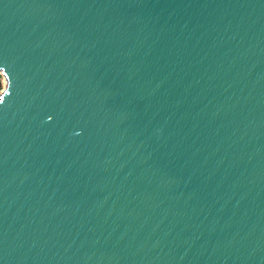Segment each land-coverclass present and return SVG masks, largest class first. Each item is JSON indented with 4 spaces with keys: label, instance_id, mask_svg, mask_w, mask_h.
Listing matches in <instances>:
<instances>
[{
    "label": "water",
    "instance_id": "1",
    "mask_svg": "<svg viewBox=\"0 0 264 264\" xmlns=\"http://www.w3.org/2000/svg\"><path fill=\"white\" fill-rule=\"evenodd\" d=\"M0 264H264V0H0Z\"/></svg>",
    "mask_w": 264,
    "mask_h": 264
},
{
    "label": "rangeland",
    "instance_id": "2",
    "mask_svg": "<svg viewBox=\"0 0 264 264\" xmlns=\"http://www.w3.org/2000/svg\"><path fill=\"white\" fill-rule=\"evenodd\" d=\"M2 83H3V79H2V75L0 74V88L2 86Z\"/></svg>",
    "mask_w": 264,
    "mask_h": 264
}]
</instances>
